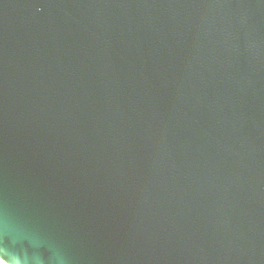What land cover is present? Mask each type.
<instances>
[{
  "label": "water",
  "instance_id": "water-1",
  "mask_svg": "<svg viewBox=\"0 0 264 264\" xmlns=\"http://www.w3.org/2000/svg\"><path fill=\"white\" fill-rule=\"evenodd\" d=\"M0 259L264 264V0H0Z\"/></svg>",
  "mask_w": 264,
  "mask_h": 264
},
{
  "label": "bare ground",
  "instance_id": "bare-ground-1",
  "mask_svg": "<svg viewBox=\"0 0 264 264\" xmlns=\"http://www.w3.org/2000/svg\"><path fill=\"white\" fill-rule=\"evenodd\" d=\"M0 264H7V263H5L4 261H2V260L0 259Z\"/></svg>",
  "mask_w": 264,
  "mask_h": 264
}]
</instances>
